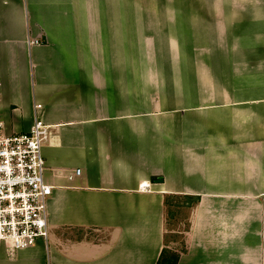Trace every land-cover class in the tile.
<instances>
[{
    "label": "crops",
    "instance_id": "obj_1",
    "mask_svg": "<svg viewBox=\"0 0 264 264\" xmlns=\"http://www.w3.org/2000/svg\"><path fill=\"white\" fill-rule=\"evenodd\" d=\"M39 105L49 237L0 264H157L174 198L178 264H264V0H0V135Z\"/></svg>",
    "mask_w": 264,
    "mask_h": 264
},
{
    "label": "built area",
    "instance_id": "obj_2",
    "mask_svg": "<svg viewBox=\"0 0 264 264\" xmlns=\"http://www.w3.org/2000/svg\"><path fill=\"white\" fill-rule=\"evenodd\" d=\"M41 109L28 132L0 135V247L11 253L49 237L52 187L45 181L42 149L51 130Z\"/></svg>",
    "mask_w": 264,
    "mask_h": 264
},
{
    "label": "rangeland",
    "instance_id": "obj_3",
    "mask_svg": "<svg viewBox=\"0 0 264 264\" xmlns=\"http://www.w3.org/2000/svg\"><path fill=\"white\" fill-rule=\"evenodd\" d=\"M195 200L171 199L167 210L168 250L182 251L185 248L192 221Z\"/></svg>",
    "mask_w": 264,
    "mask_h": 264
},
{
    "label": "trees",
    "instance_id": "obj_4",
    "mask_svg": "<svg viewBox=\"0 0 264 264\" xmlns=\"http://www.w3.org/2000/svg\"><path fill=\"white\" fill-rule=\"evenodd\" d=\"M161 177H153L152 181H162ZM168 204V201H167ZM186 251V247L182 251L177 250H168L166 247L164 248L159 261L157 264H178L181 253Z\"/></svg>",
    "mask_w": 264,
    "mask_h": 264
}]
</instances>
